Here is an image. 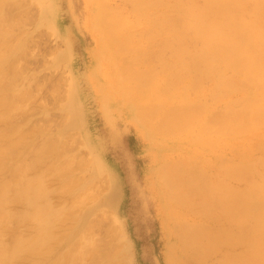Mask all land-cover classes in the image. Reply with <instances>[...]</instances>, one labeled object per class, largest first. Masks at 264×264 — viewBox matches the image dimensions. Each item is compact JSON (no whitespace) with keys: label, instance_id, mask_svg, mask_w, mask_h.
Listing matches in <instances>:
<instances>
[{"label":"bare ground","instance_id":"6f19581e","mask_svg":"<svg viewBox=\"0 0 264 264\" xmlns=\"http://www.w3.org/2000/svg\"><path fill=\"white\" fill-rule=\"evenodd\" d=\"M27 1L40 3L42 22L48 25V0ZM90 1L94 5L90 25L99 33L93 60L108 73L107 85L98 84V89L128 107L152 142L163 140L155 181L186 261L193 264L225 246L222 258L207 264H264V0H121L128 1L131 11L114 8L109 0ZM22 2L28 8L29 3ZM22 4L0 0V264H31L32 259L40 264L65 241L71 247L82 244L83 233L91 227V221L76 222L72 217L81 233L68 241L75 202L72 210L37 202L50 195L46 185L50 175L61 180L65 191L79 185L77 175L67 179L78 167L74 169L73 156L66 157L53 139L38 145L35 138L41 129L24 133L11 126L12 117L27 112H22L19 94L17 100L10 97L14 91L6 94L14 85L9 71L16 72L13 76L22 71L17 66L21 52L15 56L14 45L21 33L8 37L15 24L13 13L14 21L24 24L26 13L24 18L19 15ZM13 35L12 46L8 39ZM25 41L21 50L27 53L30 43ZM144 44L147 48L140 47ZM12 130L18 138H8ZM68 131L64 129L60 138ZM168 150L178 151L179 157L169 159ZM49 156L56 162L43 169ZM30 169L36 174H28ZM86 241L92 244L88 247L97 244L92 235ZM71 250L48 264L75 262ZM106 256L103 264H113V253Z\"/></svg>","mask_w":264,"mask_h":264},{"label":"rangeland","instance_id":"374dc122","mask_svg":"<svg viewBox=\"0 0 264 264\" xmlns=\"http://www.w3.org/2000/svg\"><path fill=\"white\" fill-rule=\"evenodd\" d=\"M25 1L29 3L28 8L20 0L24 9H21L22 14L19 12L20 16L26 13L24 14L26 18L23 17L24 15L22 16L24 22L20 21L22 18L20 17V19L18 15L19 22L24 24H17L18 20L14 21L17 15L12 11L13 22L16 25L10 21L11 24L13 23L10 29L13 27V30L8 35V37L13 33L23 35L22 37L18 35L21 40L17 39L18 36L15 37L16 44L14 43L15 47H18L15 56L21 52V56H18L20 59L18 57L16 59L18 58L17 66L19 65V70L21 68L22 71L20 73L16 69L19 73L14 76L15 71H9L11 78L14 77L11 85L15 86L12 85L13 88L11 87L6 94L10 95L14 91L10 97L13 98L15 95V99L19 94L20 104L23 102L22 112H27L26 115L21 112L22 115L17 114L12 117L11 126L19 131L23 130L24 133L41 129L42 131H37L35 138L38 145L47 144L46 140L53 139L50 141L56 142L54 145L57 144L56 147H61L59 150L61 149L63 153L65 151L66 157L73 156L70 159L73 163L76 162L74 169L78 165L75 169L77 171H73L67 179L77 175L75 177L79 185L76 184V187L72 190L69 189L70 191L67 190V192L62 189L61 180H53L55 177L50 175L46 180L50 195L49 197L48 195L43 196L41 199L37 198V202L40 205H43L42 202L53 204L57 210L68 208V206L72 210L71 203L75 202L78 207L73 204L75 208L72 210L73 214H71L68 224L73 226L72 217H77V219L74 218L76 222L91 221L89 230H92L89 232L87 229L88 231L84 232L85 237L87 240L92 235L95 244L97 240L95 247H88L92 244L85 240L83 233L82 241L84 240V242L81 244L79 241L81 246L76 244L79 248L75 247V243L78 241L73 244L75 245L73 247L77 249H73L72 245L67 246L65 241L58 249L57 247L52 248L53 251L50 250L52 256L42 258L41 261L39 260L40 264L43 261L48 264L51 258L70 249H72L74 260L76 259L71 264H89V261L90 264H103L108 260L106 255H112V253L113 264H188L186 255L182 254L180 243L175 237L176 233L172 227L170 228L173 222L171 219L169 221V217L167 219L166 208L164 209L161 205L160 191L155 181L157 180L156 170L160 169L157 153H159L163 140L152 142L145 129L131 116L132 111L128 107L118 104L117 101L120 103L119 99L116 101L112 96L107 98L98 89V84L107 85L108 73L106 68L99 70L93 60L99 42L98 31L93 25H90L94 13L93 2L90 0H48L51 14L47 25L42 22L40 3L31 0H29L31 2ZM123 1L109 0V4L131 11L132 7L128 1H125L124 4ZM98 4H100L99 1ZM15 13L17 14L18 11L15 10ZM129 15L133 16L130 12ZM15 27L19 29L14 30ZM22 29L26 31L24 32ZM14 36L16 35L8 39L10 42L12 41V44L10 43L12 46ZM31 36L32 38H30ZM25 38L29 40L27 43L31 44L29 47L27 45L28 54L24 52L25 49L21 50L26 45ZM22 42L25 44L20 48ZM141 46L147 48V44ZM129 55L126 53L123 58L127 59ZM122 63L121 65H123ZM9 73L6 74L10 76ZM18 74H20L19 77ZM24 92H27L28 95L32 94V96H26ZM106 108L110 112L109 115L106 114ZM66 128L69 130L66 134L67 137L65 135L64 139L60 138V133ZM7 135L8 138H18V133L13 130ZM164 143L166 144L167 141L164 140ZM219 152L215 150V153ZM178 154V151L175 150H168L167 153L169 159L178 158ZM79 157H82L83 160ZM54 160L55 158L52 160L49 156L46 159L47 163L42 164L44 166L42 168L51 167V163L55 164L54 162H56ZM8 164L10 165V162ZM36 172L28 170L30 175L36 174ZM78 178H82V181L79 182ZM63 191L66 193L64 194ZM82 202H85L84 206ZM80 203L82 207L79 205ZM69 225L68 227H72ZM79 226L76 224L70 229L71 238L68 237V241L78 238L81 233ZM116 226L117 229H115ZM87 234H91L89 238ZM91 247L92 249L89 250ZM96 248L97 250H95ZM222 248L220 251L218 250V253L214 252L216 255L213 253L208 255L210 257L197 258L199 261L201 260V263L197 262L198 260H195L196 263L195 261L191 262L207 264L218 261L227 250L225 246ZM174 249L176 250L175 254ZM90 252H92L91 255L99 256L93 257L92 255L90 257ZM69 254L72 255L70 251ZM86 254L88 255L86 256ZM92 257L93 259L98 258V262H95L96 259L93 260ZM89 258L92 263L91 260H88ZM32 260L31 264L37 262L35 261L37 259ZM101 260L103 261L99 262Z\"/></svg>","mask_w":264,"mask_h":264}]
</instances>
